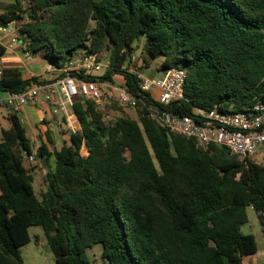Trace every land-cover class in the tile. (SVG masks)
Masks as SVG:
<instances>
[{"label": "trees", "instance_id": "obj_1", "mask_svg": "<svg viewBox=\"0 0 264 264\" xmlns=\"http://www.w3.org/2000/svg\"><path fill=\"white\" fill-rule=\"evenodd\" d=\"M11 23L20 26L26 52L56 71L79 49L98 60L106 51L101 79H125L139 99V121L115 103L120 115L107 122L96 103L77 97L80 129L70 144L51 149L48 131L39 148L37 160L48 168L40 199L24 162L33 151L27 127L9 114L0 142V264H25L21 249L31 243V228L44 231L56 264H91L87 249L96 245L109 264H244L258 253L256 238L241 230L252 208L264 234V165L222 146L198 148L152 118L150 108L237 114L264 102V0H18L0 18L2 27ZM143 35L148 53L163 58L162 71L185 70L183 100L158 104L128 71ZM54 81L6 69L0 108L3 95Z\"/></svg>", "mask_w": 264, "mask_h": 264}, {"label": "built area", "instance_id": "obj_2", "mask_svg": "<svg viewBox=\"0 0 264 264\" xmlns=\"http://www.w3.org/2000/svg\"><path fill=\"white\" fill-rule=\"evenodd\" d=\"M9 25L1 27V31L18 35L20 27L18 23L16 31L9 30ZM17 38L15 36L13 42H17ZM23 48L27 51L26 44H23ZM27 55L31 56L28 52ZM108 68L109 66H103L96 56H87L82 60L70 62L62 70L65 77L54 82L35 83L18 94H7L1 103L4 107L16 111L27 105H36L42 100L52 107L54 116L66 119L70 130L76 133L80 128L73 110L77 97L97 105L116 103L133 109L139 106V99L128 92L125 86L117 87L113 82L101 79ZM100 71H103L100 76L94 74ZM128 71L138 75L140 89L149 93L158 104L170 106L183 100L185 70L173 68L165 71L160 78H145L138 68L133 71L129 68ZM2 76L3 72L0 71V78ZM91 76L98 78L87 79ZM153 90L160 92L157 100L151 94ZM150 112V116L172 134L194 140L198 148L209 150L212 145L222 146L242 162L250 161L264 165V102H259L246 112L237 114L223 113L217 107L210 111L195 109L193 116H179L169 110L156 108H150ZM39 148L34 147L31 155H24L25 164H35L38 161Z\"/></svg>", "mask_w": 264, "mask_h": 264}, {"label": "rangeland", "instance_id": "obj_3", "mask_svg": "<svg viewBox=\"0 0 264 264\" xmlns=\"http://www.w3.org/2000/svg\"><path fill=\"white\" fill-rule=\"evenodd\" d=\"M8 3H15L17 0H4ZM18 25L17 23H13L9 25V30L16 31ZM85 51L83 49H79L74 60L79 61L84 56ZM133 58L137 61L131 60L130 63H127V67L133 71L134 69L142 68L144 67L143 71H141V74L145 78H153V76H159L161 73L162 68V57L153 58L147 51V37L145 35L141 36L139 39H137L134 43V51H133ZM138 60H142L146 62V66L140 62L138 63ZM99 62L105 66L108 67L110 64L108 53L105 51L101 54ZM39 65H32L33 71L40 72ZM103 73V71L95 72L97 76H100ZM48 75H44L46 78ZM115 85L116 81L114 79L111 80ZM3 98H5V95H3ZM115 103H99V109L104 113L105 119L107 122L115 120L120 113L114 111L111 109V105ZM9 111L13 112V109L7 108ZM6 108H0V142L2 141V131L4 129H8L11 127V123L9 121V112ZM125 112L135 121H139L138 113L136 109L124 107ZM24 120V117H22ZM51 122L47 121V126H50ZM26 126H28L26 124ZM78 129V126L76 130ZM80 129V128H79ZM29 135L31 134L30 129L27 127ZM51 132H52V139L55 143V146L53 147L60 149L64 144H70L71 141V134L72 131L68 129V127L63 124V126L60 128V126H51ZM41 144L37 147H40ZM83 154L86 156L88 152L86 149H84ZM54 165V164H53ZM27 168L31 171L34 177V186L36 193L38 197L41 199L42 194L47 189V173L48 168L43 165L40 161H37L35 164H26ZM248 217L249 222L248 224L244 225L242 227V233L245 235H253L256 238L257 244H258V254L255 257L258 261L257 264H264V234L263 229L260 224V221L258 219L257 214L255 211L251 208L248 209ZM30 235H31V243L24 246L21 249V253L24 259L25 264H56V257L52 251H49L48 247V240L44 234V231L41 228H31L30 229ZM87 256L91 264H109L108 261L103 257V246L102 245H96L93 248L87 249ZM255 258L251 259V262ZM247 262H250L247 260Z\"/></svg>", "mask_w": 264, "mask_h": 264}, {"label": "crops", "instance_id": "obj_4", "mask_svg": "<svg viewBox=\"0 0 264 264\" xmlns=\"http://www.w3.org/2000/svg\"><path fill=\"white\" fill-rule=\"evenodd\" d=\"M18 1V0H17ZM16 1V2H17ZM15 2V3H16ZM14 3H8L4 0H0V18L6 8ZM0 24V46L3 48V52L0 53V71L4 72L6 69H17L21 72L22 78L27 80L31 78H40L44 80H56L60 77L61 72L52 69L51 64L41 57H32L28 56L26 50L23 48V42L20 41L18 35L7 34L1 31ZM17 36V42H13V38ZM85 57L83 56L82 59ZM81 59V60H82ZM75 61V60H72ZM137 61L133 58V62ZM142 62L145 66L147 65L144 61L138 60V63ZM32 65H39L40 72L33 71ZM144 67H142L143 71ZM165 71H161L159 76H153V78H160L164 74ZM44 75H48L46 78ZM1 79V78H0ZM116 81L117 87L125 86V79L122 76H115L113 78ZM152 96L157 100L159 97V90H153L151 93ZM7 94H5L6 97ZM6 108V107H2ZM7 109V108H6ZM8 110V109H7ZM9 113H12L8 110ZM13 112H17L18 115L22 118L24 117V123L27 124L31 134L28 136L32 141V146L37 147L40 144L47 143L46 133L51 131V126H60V128L65 124L70 130V126L67 123L66 119L62 117H56L52 114V107L46 102L40 100L36 105H27L22 107L19 110H13ZM47 121L51 122L50 126H47ZM1 123V119H0ZM9 129V128H8ZM6 130V129H4ZM28 131V130H27ZM73 133V132H72ZM258 254V253H257ZM257 254L253 256L246 257L244 260V264H257L258 261L255 258ZM255 258L253 262L251 259ZM250 262L248 263L247 260Z\"/></svg>", "mask_w": 264, "mask_h": 264}, {"label": "water", "instance_id": "obj_5", "mask_svg": "<svg viewBox=\"0 0 264 264\" xmlns=\"http://www.w3.org/2000/svg\"><path fill=\"white\" fill-rule=\"evenodd\" d=\"M48 249H49V251H52V247L51 246H49Z\"/></svg>", "mask_w": 264, "mask_h": 264}]
</instances>
